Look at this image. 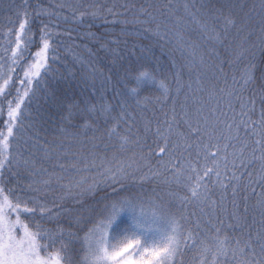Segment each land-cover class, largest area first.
<instances>
[{"label":"snow or ice","instance_id":"obj_1","mask_svg":"<svg viewBox=\"0 0 264 264\" xmlns=\"http://www.w3.org/2000/svg\"><path fill=\"white\" fill-rule=\"evenodd\" d=\"M55 7L156 37L173 71L126 72L129 88L84 65L83 99L56 86L39 97L59 33L37 22L70 17L0 0V264H264V0Z\"/></svg>","mask_w":264,"mask_h":264},{"label":"trees","instance_id":"obj_2","mask_svg":"<svg viewBox=\"0 0 264 264\" xmlns=\"http://www.w3.org/2000/svg\"><path fill=\"white\" fill-rule=\"evenodd\" d=\"M22 0H17V3H21ZM65 2V0H28V3L31 5L32 10H38L37 5L41 8L49 9L51 11H60L61 15H68L70 17V21L65 23L63 20H57L55 16L49 17L47 15H42L38 20L43 21L44 23H49L53 25V31L59 33L54 37L53 48L55 52L51 53L53 56H57L54 62L50 61V71L47 75H45L41 83L37 85L36 95L42 97L41 88L47 87L51 88L53 86L59 87L60 89H67L69 92L73 94L75 97H79L80 89L76 86L77 79L80 77L82 73L85 71L84 65H90L93 67L102 68L106 75H112L113 80L116 81L119 77L124 83H128V87H133L134 85L127 80L126 72H131L132 74H136L139 71L147 70L148 72L154 74L157 78L164 79L168 78L173 69H172V57L168 54L167 46H165L164 50L161 51L160 44L162 43L156 37L145 38L147 34L142 36H123L120 33L121 25H112L110 21L113 19L112 16H107L108 23L105 22L104 15L102 14L99 19L93 20L90 15H86L84 17L83 23L72 22L71 21V13L67 11H62L55 7V5L61 4ZM74 3L79 4H100L105 6V11L107 7H110L112 4H121V3H134L137 8H139L142 4L146 2V0H73ZM161 3H166L167 0H159ZM173 2H177V0H173ZM182 2V0H181ZM224 0H218V3H223ZM251 0H249V3ZM85 11L84 8L77 9V17L79 12ZM89 12L91 9L88 10ZM116 11H123V9H116ZM119 19H124V17H118ZM131 19V13L127 17ZM59 25L55 27V25ZM90 25V26H89ZM9 25H6L3 21V18L0 17V32L5 30ZM133 26L128 25L129 30H133ZM143 27H154V25H145ZM75 29L74 32L71 33L72 39L68 38L67 30ZM92 32L95 33L97 37H102L99 43L92 42L87 37H85V33ZM119 39L120 43L110 44L108 43L111 40ZM127 40V45H125L124 41ZM139 45H154V51L156 54V58L151 60L145 59H136V56L140 55L139 49L133 50V44ZM106 45L105 49H101L100 45ZM86 45V47H85ZM116 49L117 55L114 56L112 50ZM33 52L36 51V48L32 49ZM75 57L81 58L83 64L74 59ZM119 56H123L124 59L121 61ZM115 62V63H114ZM27 63V62H26ZM111 69V71H110ZM23 68L17 73L18 77H22ZM76 77L75 79L73 77ZM16 83H19V79L16 80ZM124 83H120L118 87L123 88ZM13 93H15V88L12 89ZM23 89H21V92ZM90 91V90H89ZM158 95L155 91H144L141 92L140 98L143 99L145 96L155 97ZM83 99V97H79ZM107 98L111 99V92L107 94ZM92 102H95L94 98L89 97ZM41 102H43L41 100ZM153 107V105H150ZM30 108L35 110V103L30 105ZM6 106H5V114L0 117V131H6L4 128V119H6ZM41 136L45 137V134L41 132ZM46 139H52V134L49 133L45 137ZM155 163V160H153ZM7 175V173H6ZM146 187H153L152 184L146 185ZM195 208H189V211H195ZM188 258H186L187 260Z\"/></svg>","mask_w":264,"mask_h":264}]
</instances>
